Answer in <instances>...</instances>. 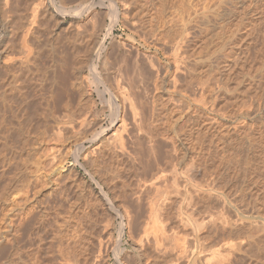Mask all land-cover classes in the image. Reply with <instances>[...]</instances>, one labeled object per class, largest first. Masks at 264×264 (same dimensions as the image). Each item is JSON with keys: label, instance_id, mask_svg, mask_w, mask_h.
Masks as SVG:
<instances>
[{"label": "rangeland", "instance_id": "obj_1", "mask_svg": "<svg viewBox=\"0 0 264 264\" xmlns=\"http://www.w3.org/2000/svg\"><path fill=\"white\" fill-rule=\"evenodd\" d=\"M253 1L233 0L226 6L219 0H0V264H208L205 258L213 254L217 264H264V0ZM185 24V62L175 73L178 89L167 81L154 87L174 44L171 35ZM103 58L113 69L123 66L125 58L130 64L142 62V77L135 74L133 81L139 78L146 88L135 84L141 90L134 92L138 88L133 86L132 99L114 104L108 93L99 92L87 65L93 59L100 67ZM134 62L124 65L130 70ZM224 63L233 66L231 72ZM223 71L227 90H218L212 76ZM116 78L110 79L111 86ZM124 81L121 86L128 89ZM203 88L210 99L207 109L200 111L191 102L188 107L187 98ZM82 113L112 132L113 121L123 117L122 146L92 140L95 131L77 125ZM81 150H86L84 159ZM159 168L165 176L156 187L170 196L162 215H168L162 219L170 238L158 246L144 228L148 199L158 192L146 185ZM175 188L190 197L184 196L183 206L171 203ZM207 192L217 199L221 195V206ZM196 198L205 206L216 203L210 210L225 212L229 226L218 222L223 231L207 235L201 214L193 211L200 205ZM222 226L231 230L226 231L230 236ZM218 231L228 240L239 237L231 240L232 251L222 246L229 241L216 239ZM212 238L221 245L222 259L209 251L219 247Z\"/></svg>", "mask_w": 264, "mask_h": 264}, {"label": "bare ground", "instance_id": "obj_2", "mask_svg": "<svg viewBox=\"0 0 264 264\" xmlns=\"http://www.w3.org/2000/svg\"><path fill=\"white\" fill-rule=\"evenodd\" d=\"M189 1V0H188ZM220 2H218V3H220L221 5H222V3H224L225 5L226 4H228V1L229 2H233V0H219ZM252 1V0H251ZM255 1V0H254ZM253 1V2H254ZM258 1V0H257ZM252 2V3H253ZM190 4V3H192V2H187V4ZM251 3V2H250ZM257 3H259V2H257ZM196 4V3H195ZM208 4V3H207ZM230 4V3H229ZM247 5V4H246ZM253 5V4H252ZM251 5V6H252ZM258 5V4H257ZM189 6H191V5H189ZM194 6V5H193ZM206 6V5H205ZM208 6V5H207ZM215 6V5H214ZM227 6V5H226ZM240 6V5H239ZM249 6V5H248ZM107 7V6H106ZM106 7H104L105 8V10H103V11H105V13H107V10H106ZM209 7V6H208ZM258 7V6H257ZM192 8V7H191ZM194 8H195V6H194ZM203 8V7H202ZM206 8V7H205ZM204 8V9H205ZM238 8V7H237ZM246 8H248V7H246ZM197 9V8H196ZM199 9V8H198ZM224 9H225V7H224ZM77 10V9H76ZM187 10V9H186ZM190 10V9H189ZM208 10V9H207ZM217 10V9H216ZM226 10V9H225ZM238 10V9H237ZM242 10H243V8H242ZM246 10V9H245ZM193 12H194V10H192ZM199 11V10H198ZM203 11V10H202ZM229 11V10H228ZM254 11V10H253ZM261 11V10H260ZM58 12V11H57ZM213 12H214V10H213ZM213 12H211V13H213ZM227 12V11H226ZM246 12H248V11H246ZM249 12H251L252 13V11H249ZM257 12V11H256ZM204 13V12H203ZM206 13V12H205ZM220 13V12H219ZM229 13H231V11L229 12ZM238 13H240V10H239V12ZM60 14V13H59ZM191 14V13H190ZM199 14V13H198ZM232 14V13H231ZM230 14V15H231ZM253 14V13H252ZM255 14V13H254ZM264 14V13H263ZM157 15V14H156ZM214 15H216V14H214ZM219 15V14H218ZM239 15V14H238ZM237 15V16H238ZM243 15V14H242ZM244 15H245V13H244ZM257 15V14H256ZM109 16V15H108ZM110 16H111V14H110ZM202 16V15H201ZM239 16H241V15H239ZM114 17V16H113ZM153 17V16H152ZM189 17V16H188ZM212 17V16H211ZM111 18H112V16H111ZM198 18V17H197ZM204 18V17H203ZM258 18V17H257ZM185 19V18H184ZM158 20H159V18H158ZM200 20H201V18H200ZM258 20H259V18H258ZM261 20V19H260ZM205 21V20H204ZM236 21V20H235ZM242 21H243V19H242ZM157 22V21H156ZM199 22V21H198ZM188 23V22H187ZM197 23V22H196ZM229 23V22H228ZM257 23V22H256ZM262 23V22H261ZM174 24V23H173ZM184 24V23H183ZM189 24V23H188ZM178 25V24H177ZM180 25V24H179ZM203 25V24H202ZM232 25H233V23H232ZM187 26V24H185L184 25V27H182L179 31H176L175 32V34L174 35H171V36H173L172 38H171V42H169L170 44H173V45H171V47L169 48V52H168V49L167 48H165V50H167V54H166V58H167V63H165V65H164V71H163V73L160 75V73H161V71L159 72V75H160V77H158L157 78V76H156V80L155 81H153V83L155 82V85H154V87L156 86H159V85H161V84H163L165 81H167V82H171V85H172V87L174 88V90H177V89H175L176 87H178V86H176L177 85V76H175L176 74L175 73H177V71H179L181 68H180V66H182L181 65V63L183 62V54H182V46L185 44L184 43V40H185V37L187 36L186 34H185V30L187 29H185V27ZM198 26V25H197ZM201 26V25H200ZM227 26V25H226ZM260 26V25H259ZM237 27V26H236ZM243 27V26H242ZM254 27V26H253ZM257 27V26H256ZM255 27V28H256ZM264 27V26H263ZM262 27V28H263ZM204 28V27H203ZM232 28V27H231ZM261 28V27H260ZM171 29V28H170ZM175 29V28H174ZM192 29V28H191ZM206 29V28H205ZM230 29V28H229ZM237 29V28H236ZM253 29V28H252ZM152 30H154V29H152ZM193 30V29H192ZM191 30V31H192ZM234 30V29H233ZM248 30V29H247ZM253 30H255V29H253ZM143 31V30H142ZM141 31V32H142ZM190 31V30H189ZM194 31V30H193ZM203 31V30H202ZM251 31V30H250ZM256 31H258V30H256ZM261 31V30H260ZM260 31L258 32V33H260ZM264 31V30H263ZM96 32V31H95ZM197 32V31H196ZM205 32V31H204ZM224 32V31H223ZM233 32V31H232ZM247 32V31H246ZM245 32V33H246ZM143 33V32H142ZM141 33V34H142ZM174 33V32H173ZM187 33V32H186ZM238 33V32H237ZM203 34V33H202ZM233 34V33H232ZM247 34V33H246ZM263 34V33H262ZM97 35V34H96ZM146 35V34H145ZM144 35V36H145ZM154 35V34H153ZM169 35V34H168ZM186 35V36H185ZM255 35V34H254ZM143 36V37H144ZM147 36V35H146ZM145 36V37H146ZM224 36V35H223ZM222 36V37H223ZM253 36V35H252ZM141 37V36H140ZM162 37V36H161ZM168 37V36H167ZM170 37V36H169ZM228 37V36H227ZM230 37V36H229ZM246 37V36H245ZM248 37H249V35H248ZM261 37V36H260ZM156 38V37H155ZM158 38V37H157ZM232 38V37H231ZM239 38V37H238ZM228 39V38H227ZM233 39V38H232ZM162 40H165V39H162ZM190 40V39H189ZM193 40V39H192ZM191 40V41H192ZM144 41V40H143ZM188 41V40H187ZM251 41V40H250ZM173 42V43H172ZM221 42V41H220ZM223 42V41H222ZM241 42V41H240ZM244 42V41H243ZM263 42H264V40H263ZM96 43V42H95ZM150 43V42H149ZM153 43V42H152ZM160 43V42H159ZM168 43V42H167ZM234 43V42H233ZM256 43V42H255ZM146 44V43H145ZM151 44V43H150ZM227 44V43H226ZM225 44V45H226ZM229 44V43H228ZM250 44V43H249ZM258 44V43H257ZM262 44V43H261ZM222 45V44H221ZM238 45H240V44H238ZM99 46V45H98ZM98 46L96 45V47H95V52L98 50L97 48H98ZM159 46V45H158ZM162 46V45H161ZM159 47V48H161V49H163L162 47ZM186 46V45H185ZM231 46V45H230ZM165 47V46H164ZM233 47V46H232ZM248 47V46H247ZM244 48V47H243ZM261 48V47H260ZM3 48H1V44H0V59H1V57H3L2 55H3V51L4 50H2ZM241 49V48H240ZM164 51V50H163ZM222 51V50H221ZM224 51V50H223ZM244 51V50H243ZM254 51V50H253ZM256 51V50H255ZM258 51V50H257ZM133 52V51H132ZM260 52V51H259ZM121 53V52H120ZM137 53H140V51L139 52H137ZM186 53V52H185ZM95 54H97V52L95 53ZM164 54V55H165ZM213 54V53H212ZM219 54V53H218ZM239 54V53H238ZM237 54V55H238ZM255 54V53H254ZM127 55V54H126ZM141 55V54H140ZM190 55V54H189ZM231 55V54H230ZM246 55H247V53H246ZM96 56V55H95ZM94 56V57H95ZM150 56V55H149ZM151 56H153V55H151ZM151 56L150 57H148V55L146 56L147 58H149L148 60H151L150 58H151ZM192 56V55H191ZM195 56V55H194ZM211 56H214V54L213 55H211ZM217 56V55H216ZM218 56H220V55H218ZM223 56V55H222ZM235 56V55H234ZM243 56H244V54H243ZM93 57V58H94ZM107 57V56H106ZM110 57V56H109ZM115 57V56H114ZM125 57H127V56H125ZM239 57V56H238ZM70 58H72V57H70ZM118 58V57H117ZM116 58V59H117ZM141 58V57H140ZM139 58V59H140ZM185 58V57H184ZM215 58V57H214ZM233 58V57H232ZM237 58V57H236ZM245 58V57H244ZM251 58V57H250ZM110 59V58H109ZM120 59V58H119ZM121 59H124V56H123V58H121ZM156 60V58H153V60ZM158 59V58H157ZM192 59V58H191ZM197 59H198V57H197ZM6 60V59H5ZM93 60V59H92ZM87 61V59H86V61H87V65H88V67L90 68V70L92 71V73L94 74L93 76V78H94V82H96V84H95V86H98L99 87V92H101V93H108L109 95H110V100L114 103V104H116V102L118 101V99H120V100H128V98L130 97L131 98V95L134 93V92H136V91H138L139 90V88L141 87V86H143L144 85V87L146 88V84L145 83H143L144 81H141V80H139V78L137 79V82L138 81H141L142 83H135L134 81H133V78H135V74L137 75V74H140L141 75V77H142V74H143V72H144V70L142 69V67L144 66V64H142V62H140L139 64H138V60H135L136 61V63L134 62V61H130L131 62V64H132V62H134L133 63V68L131 67V69L130 70H128V66L130 67V63L128 62V60H126V58H125V60L127 61H125L124 60V62L125 63H129V64H126V65H124L125 63H123V66H127V69H126V71L124 70L123 71V66L122 65H120L121 63L120 62H117V61H115V62H113V63H116V64H119L120 65V67L118 66V69H113L114 67H112V68H109L110 67V65H112V64H109V67H106L107 66V64H106V62H108L107 61V59L105 60V58H103L101 61H100V67H98V64L96 65V64H94L93 63V61ZM132 60V59H131ZM153 60H151V61H153ZM155 60H154V62H155ZM234 60V59H233ZM246 60V59H245ZM106 61V62H105ZM122 61V60H121ZM142 61H143V58H142ZM146 61V60H145ZM149 62L150 64H152V62ZM157 61V60H156ZM160 61V60H159ZM220 61V60H219ZM223 61V60H222ZM235 61V60H234ZM249 61V60H248ZM66 62V61H65ZM73 62V61H72ZM153 62V64H155ZM158 62V61H157ZM185 62V61H184ZM183 62V63H184ZM112 63V62H111ZM144 63H146V62H144ZM217 63V62H216ZM222 63V62H221ZM82 64H84V62L82 63ZM81 64V65H82ZM106 64V65H105ZM140 64L142 65V66H140ZM147 64H148V62H147ZM152 64V65H153ZM159 64H160V62H159ZM225 64V63H224ZM231 64V63H230ZM59 65V64H58ZM150 66L151 68H155V66L153 65V66ZM157 65V64H156ZM70 66V65H69ZM113 66V65H112ZM116 67H117V65H115ZM148 66V65H147ZM162 66V65H161ZM187 66V65H186ZM205 66V65H204ZM207 66V65H206ZM241 66V65H240ZM65 67V66H64ZM82 67V66H81ZM80 67V68H81ZM122 67V70H120L119 68H121ZM158 67H159V65H158ZM185 67V66H184ZM211 67V66H210ZM224 68H227L228 70H226V71H230L231 69H232V67H231V69L230 68H228V67H230L228 64H225L224 66H223ZM223 67L221 68V69H223ZM246 67V66H245ZM65 68H67V67H65ZM64 68V69H65ZM71 68V67H70ZM76 68V67H75ZM144 68V67H143ZM149 68V67H148ZM157 68V67H156ZM195 68V67H194ZM77 69V68H76ZM82 69V68H81ZM125 69V68H124ZM145 69V68H144ZM193 69V68H192ZM215 69V68H214ZM89 70V69H88ZM149 70V69H148ZM156 70H158V69H156ZM183 70V69H182ZM188 70V69H187ZM224 70V71H225ZM63 71V70H62ZM80 71V70H79ZM150 71V70H149ZM155 71V70H154ZM181 71V70H180ZM192 71V70H191ZM220 71V70H219ZM223 71V72H224ZM232 71V70H231ZM230 71V72H231ZM64 72V71H63ZM112 72H116L117 74H118V77H122V78H124V80L123 79H121V80H123L124 82H127V81H129L130 80V78H129V76L131 75V76H133L132 78H131V80L129 81V83L127 84L128 85V89H125V87L124 86H121V84H122V82L123 81H121L120 80V78L118 79V77L116 78V74H114V75H116L115 77L113 76V73ZM148 72V71H147ZM147 72H145V75L147 76ZM157 73H155V72H153V73H155V74H158V71H156ZM201 72V71H200ZM199 72V73H200ZM227 72V73H228ZM112 73V74H111ZM184 73V72H183ZM182 73V74H183ZM192 73V72H191ZM210 73V72H209ZM64 74H65V72H64ZM148 74H150V73H148ZM193 74V73H192ZM208 74V73H207ZM224 74H225V72L224 73H222V72H220V73H217V74H215V75H213L212 76V79H214V82H215V84H216V87H217V89L219 90V89H221V88H223V89H226L227 90V88H226V85H225V82L223 81V76H224ZM230 74V73H229ZM68 75V74H67ZM113 76V78H112V76ZM139 75V76H140ZM238 75V74H237ZM65 76H66V74H65ZM65 76H61V77H65ZM77 76V75H76ZM144 76V75H143ZM155 76V75H154ZM179 76V75H178ZM198 76V75H197ZM201 76V75H200ZM67 77H69V76H67ZM111 77V78H110ZM138 77V76H137ZM147 77H149V76H147ZM208 77V76H207ZM234 77H235V75H234ZM1 78V77H0ZM116 78V81H114L113 83H114V85H112L113 86V88H112V86H111V80L110 79H115ZM125 78H129V79H125ZM144 78H146V77H144ZM160 78V79H159ZM179 78V77H178ZM200 78V77H199ZM209 78V77H208ZM233 78V77H232ZM63 79V78H62ZM61 79V80H62ZM66 79V78H65ZM136 79V78H135ZM134 79V80H135ZM141 79V78H140ZM150 79V78H149ZM153 79V78H152ZM155 79V78H154ZM159 79V80H158ZM195 79V78H194ZM227 79V78H226ZM59 80V79H58ZM60 80V81H61ZM85 79H83V80H81L82 82L81 83H83V81H84ZM118 80H120L121 81V84L120 85H118V83H120V82H117ZM142 80H143V78H142ZM145 80V79H144ZM158 80V81H157ZM192 80V79H191ZM202 80V79H201ZM205 80V79H204ZM237 80V79H236ZM63 81V80H62ZM111 81V82H110ZM196 81V80H195ZM235 81V80H234ZM86 82V81H85ZM115 82H117V84L115 83ZM146 82V81H145ZM150 82V81H149ZM180 82V81H179ZM183 82V81H182ZM192 82H193V80H192ZM207 82V81H206ZM224 82V83H223ZM148 83V82H147ZM190 83V82H189ZM205 83V82H204ZM238 83H239V80H238ZM132 84V85H131ZM135 84H137L138 86L139 85H141L139 88L137 87V85H135ZM60 85V84H59ZM58 85V86H59ZM64 85V84H63ZM66 85V84H65ZM115 85H117L115 88H114V86ZM151 85V84H150ZM149 85V86H150ZM153 85H151V86H153ZM171 85H170V87H171ZM183 85V84H182ZM189 85V84H188ZM193 85V84H192ZM198 85H200V84H198ZM133 86H135V87H133ZM148 86V85H147ZM150 86V87H151ZM162 86V85H161ZM164 86V85H163ZM202 86V85H201ZM206 86V85H205ZM228 86V85H227ZM64 87V86H63ZM79 87V86H78ZM134 89H137V90H135L134 92H132V94L131 95H129L131 92V89L132 90H134ZM137 87V88H136ZM181 87V86H180ZM207 87V86H206ZM205 87V88H206ZM210 87V86H209ZM213 87V86H212ZM215 87V88H216ZM82 88V87H81ZM172 88V89H173ZM199 88V87H198ZM201 88V87H200ZM144 89V88H143ZM164 89V88H163ZM168 89H169V87H168ZM187 89V88H186ZM189 89V88H188ZM192 89V88H191ZM204 89V88H203ZM63 90V89H62ZM71 90V89H70ZM140 90H141V88H140ZM146 90V89H145ZM151 90V89H150ZM179 90H181V89H179ZM207 90V89H206ZM213 90V89H212ZM226 90H223V91H226ZM98 91V90H97ZM155 91H157V89L155 90ZM221 91V90H220ZM70 92V91H69ZM88 92V91H87ZM130 92V93H129ZM186 92V91H185ZM217 92H219V91H217ZM217 92L215 93V95L217 94ZM90 93V92H89ZM141 93V92H140ZM191 93H192V91H191ZM142 94H145V93H142ZM142 94H141V97H142ZM149 94V93H148ZM184 94V93H183ZM195 95H191L190 97V99L189 98H187V100H186V103H187V105H189L188 107H190V102H191V104L192 105H194L195 106V108L197 109V108H199V110L201 111V109H202V111H203V109L206 107V104H207V100H208V97H207V93H206V91H205V89L204 90H201L200 91V93L198 94L197 93V95H196V93H194ZM58 95V97H60L59 96V94H57ZM56 95V96H57ZM157 95V94H156ZM187 95H189V94H187ZM69 96V95H68ZM137 96V95H136ZM147 96V95H146ZM184 96V95H183ZM186 96V95H185ZM217 96V95H216ZM221 96V95H220ZM55 97V96H54ZM70 97V96H69ZM162 97V96H161ZM166 97V96H165ZM168 97V96H167ZM212 97V96H211ZM76 98V97H75ZM129 98V99H130ZM148 98V97H147ZM168 98H170V96L168 97ZM173 98V97H172ZM217 98V97H216ZM215 98V99H216ZM71 99V98H70ZM132 99V98H131ZM182 99V98H181ZM189 99V100H188ZM213 99V98H212ZM69 100V99H68ZM135 100V99H134ZM153 100V99H152ZM160 100V99H159ZM166 100V99H165ZM170 100H171V98H170ZM179 100H180V98H179ZM210 100V99H209ZM208 100V101H209ZM214 100V99H213ZM57 101V100H56ZM121 101V102H122ZM129 101V100H128ZM132 101V100H131ZM139 101H140V99H139ZM143 102H145V100H142ZM141 101V102H142ZM147 101V100H146ZM148 101H149V99H148ZM154 101V100H153ZM158 101V100H157ZM184 101V100H183ZM58 102V101H57ZM133 102V101H132ZM140 102V103H141ZM159 102V101H158ZM174 102V101H173ZM178 102V101H177ZM67 103V102H66ZM125 103V102H124ZM136 103H137V101H136ZM139 103V102H138ZM149 103V102H148ZM166 103H168V102H166ZM176 103V102H175ZM184 103V102H183ZM185 103V104H186ZM55 104V103H54ZM150 104V103H149ZM148 104V105H149ZM162 104V103H161ZM180 104V103H179ZM50 105V104H49ZM71 105V104H70ZM85 105V104H84ZM122 105V104H121ZM135 105V104H134ZM138 105H140V104H138ZM173 105V104H172ZM181 105V104H180ZM187 105H185V106H187ZM245 105V104H244ZM48 106V105H47ZM75 106V105H74ZM88 106V105H87ZM132 106H133V104H132ZM162 106V105H161ZM174 106V105H173ZM209 106V105H208ZM247 106V105H246ZM264 106V105H263ZM54 107V106H53ZM59 107V106H58ZM91 107V106H90ZM125 107V106H124ZM172 107V106H171ZM177 107V106H176ZM184 107V106H183ZM50 108V107H49ZM48 108V109H49ZM57 108V107H56ZM86 108V107H85ZM132 108V107H131ZM153 108V107H152ZM156 108V107H155ZM167 108V107H166ZM210 108V107H209ZM214 108H216V107H214ZM244 107H242V109H243ZM252 108V107H251ZM72 109V108H71ZM70 109V110H71ZM110 109V108H109ZM116 110H117V108H115ZM163 109V108H162ZM176 109V108H175ZM181 109V108H180ZM195 109V110H196ZM207 109V108H206ZM206 109H204V110H206ZM256 109V108H255ZM125 110V109H124ZM129 110H131V109H129ZM144 110H145V108H144ZM143 110V111H144ZM186 110V109H185ZM188 110H190V109H188ZM211 110V109H210ZM214 110V109H213ZM245 110V109H244ZM250 110V109H249ZM127 111V110H126ZM169 111V110H168ZM167 111V112H168ZM187 111V110H186ZM132 112V111H131ZM154 112V111H153ZM172 112V111H171ZM192 112V111H191ZM216 112V111H215ZM240 112V111H239ZM243 112V111H242ZM71 113V112H70ZM90 112L88 111V113L87 114H89ZM92 113V112H91ZM116 113H117V111H116ZM129 113V112H128ZM184 113V112H183ZM186 113V112H185ZM195 113H196V111H195ZM197 113H199V112H197ZM222 113V112H221ZM246 113V112H245ZM73 114V113H72ZM71 114V115H72ZM84 113H82V117H80L79 118V120L77 121L78 123H77V125L79 124V126L82 128V127H88L89 128V130L92 132V131H95V133H94V136H93V139L92 140H96V139H98V138H102V139H104V140H108V141H117V143L119 144V146L121 147L122 146V138H123V136L121 135V131L123 130V128H125L124 127V119H123V117L121 118H119L118 116H116V117H118V118H116L114 121H113V123H112V126H114L115 127V130L112 132L111 130L112 129H109V128H104L103 127V124L100 122V120L99 119H96L94 116H92L91 115V117H90V115L89 116H87V114L85 113L84 115H83ZM98 114V113H97ZM96 114V115H97ZM139 114H141V113H139ZM138 114V115H139ZM153 114V113H152ZM155 114V113H154ZM200 114V113H199ZM198 114V115H199ZM205 114V113H204ZM74 115V114H73ZM115 115V114H114ZM137 115V116H138ZM246 115V114H245ZM249 115V114H248ZM135 116H136V114H135ZM143 116V115H142ZM156 116V115H155ZM154 116V117H155ZM235 116V115H234ZM74 117V116H73ZM125 117V116H124ZM129 117V116H128ZM128 117L127 118H125V120L127 119L128 120ZM141 117V116H140ZM203 117V116H202ZM206 117V116H205ZM145 118V117H144ZM158 118V117H157ZM190 118V117H189ZM198 118H200V117H198ZM207 118V117H206ZM210 118V117H209ZM74 119V118H73ZM130 119V118H129ZM134 119H137V118H133V121H134ZM141 119V118H140ZM201 119V118H200ZM211 119V118H210ZM110 120V119H109ZM144 120V119H143ZM151 120V119H150ZM153 120H155V119H153ZM130 121V120H129ZM156 121H158V120H156ZM160 121V120H159ZM195 121V120H194ZM209 121V120H208ZM70 122V121H69ZM127 122V121H126ZM152 122V121H151ZM154 122V121H153ZM161 122V121H160ZM164 122V121H163ZM199 122V121H198ZM237 122V121H236ZM72 123V122H71ZM70 123V124H71ZM76 123V122H75ZM137 123V122H136ZM211 123V122H210ZM219 123V122H218ZM65 124V123H64ZM69 124V125H70ZM217 124V123H216ZM66 125V124H65ZM127 125H129V124H127ZM134 125V124H133ZM144 125V124H143ZM147 125V124H146ZM150 125V124H149ZM149 125H147V126H149ZM236 125V124H235ZM63 126V125H62ZM72 126V125H71ZM132 126V125H131ZM135 126V125H134ZM136 126H138V125H136ZM152 126V125H151ZM201 126V125H200ZM199 126V127H200ZM79 127V128H80ZM139 127V126H138ZM145 127V126H144ZM234 127H236V126H234ZM78 128V127H77ZM78 128V129H79ZM112 128V127H111ZM128 128V127H127ZM135 128V127H134ZM149 128V127H148ZM152 128V127H151ZM141 129V128H140ZM139 129V130H140ZM161 129V128H160ZM164 129V128H163ZM169 129H172L171 128V126H170V128ZM177 129V128H176ZM176 129H175V131H176ZM60 131H61V129H59ZM111 132H110V131ZM142 130V129H141ZM162 130V129H161ZM160 130V131H161ZM173 130V129H172ZM134 131V130H133ZM164 131V130H163ZM80 132V131H79ZM126 132V131H125ZM139 132V131H138ZM150 132H151V130H150ZM166 132V131H165ZM189 132V131H188ZM62 133V132H61ZM60 133V134H61ZM78 133V132H77ZM134 133H136V132H134ZM168 133V132H167ZM166 133V134H167ZM158 134H160V133H158ZM162 134V133H161ZM59 135V134H58ZM83 135H84V133H83ZM163 135V134H162ZM192 135V134H191ZM125 136V135H124ZM144 136V135H143ZM150 136H151V134H150ZM153 136H155L154 134H153ZM152 136V137H153ZM164 136V135H163ZM149 137V136H148ZM183 138H184V136H182ZM186 137H188V136H186ZM87 138V137H86ZM126 138H127V136H126ZM145 138V137H144ZM143 138V139H144ZM171 138V137H170ZM178 138V137H177ZM181 138V137H180ZM179 138V139H180ZM57 139V138H56ZM175 139V138H174ZM185 139V138H184ZM103 140V141H104ZM149 140H151V138L149 139ZM156 140V139H155ZM169 140V139H168ZM176 140V139H175ZM182 140V139H181ZM181 140H180V142H181ZM194 140V139H193ZM124 141V140H123ZM147 141V140H146ZM170 141V140H169ZM183 141H185V140H183ZM191 141V140H190ZM60 142V141H59ZM109 142V143H110ZM121 142V143H120ZM149 142V141H148ZM151 142V141H150ZM156 142V141H155ZM173 142V141H172ZM114 143V142H113ZM154 143V142H153ZM58 144V143H57ZM121 144V145H120ZM151 144V143H150ZM156 144V143H155ZM57 147V146H56ZM54 148V147H53ZM60 148V147H59ZM154 148V147H153ZM142 149V148H141ZM121 150V149H120ZM123 150V149H122ZM112 151V150H111ZM60 152V151H59ZM110 152V151H109ZM154 152V151H153ZM152 152V153H153ZM80 154L81 155H83L82 157H83V159L85 158V156L87 155L86 154V150H81V152H80ZM90 154V153H89ZM90 157V156H89ZM88 158V157H87ZM91 159V158H90ZM89 160V159H88ZM174 162V161H173ZM160 169V168H159ZM158 170V169H157ZM156 170V171H157ZM163 172V171H162ZM161 172V169L160 170H158V172L156 173V175L154 176H152V178L150 179V182H148V184L146 185V184H144V185H146V186H149L151 189L152 188H155L156 189V191H158V186L156 187V184H158L162 179H164V174ZM147 181V180H146ZM145 182V181H144ZM177 188V187H176ZM175 188V189H176ZM145 190V189H144ZM186 190H188V189H186ZM141 191V190H140ZM143 191V190H142ZM172 191V190H171ZM175 191V190H174ZM176 191H177V193H176V195H172L171 197L173 198L174 196H175V198L174 199H172L171 198V203H172V201H173V203H183V201H185L186 200V196L187 195H183L182 194V192L181 191H179L178 189H176ZM209 191V190H208ZM187 192V191H186ZM211 192V191H210ZM156 194L155 195H152L151 197H150V199H148L149 200V202H148V204H149V209H150V214L148 215L149 216V220H147V222H146V227L144 228V232L146 233H153V237H154V241L156 242L155 244L156 245H158L159 246V244H161V240H163V241H165V240H169V238H170V234L168 233V231H167V226H166V224H164V223H166L163 219H165V218H167L168 217V215L167 216H165L164 218H163V214L165 215V214H167V213H164L166 210H167V208H168V206H166V205H168V204H166V201L168 200V198H170V196L167 198L166 196H164V194H166V193H162V192H155ZM161 193V194H160ZM191 192H189V194H190ZM193 193V192H192ZM191 193V194H192ZM208 193V192H207ZM138 194V193H137ZM163 194V196L165 197V198H163L161 195ZM174 194V193H173ZM186 194V193H185ZM188 194V193H187ZM210 193H208L207 195H209ZM214 194V193H213ZM212 193L210 194V196L211 195H213ZM218 194V193H217ZM142 195V194H141ZM181 195H182V197H181ZM220 195V194H219ZM219 195L217 196V197H219ZM186 198H185V197ZM192 196V195H191ZM179 197V198H178ZM195 197V196H194ZM197 197V196H196ZM200 196H198L197 198L198 199H201V198H199ZM207 198V200L209 199L208 198V196H206ZM213 197L214 198H216L215 197V194H214V196H212V199H213ZM220 197H221V195H220ZM220 197H219V199H220ZM188 198H190V197H188ZM188 198H187V200H188ZM193 198V197H192ZM197 198L195 199V201L194 202H199V201H201V200H197ZM205 199V198H204ZM211 199V198H210ZM209 199V200H210ZM211 199V200H212ZM217 199V198H216ZM219 199H217V203H218V200ZM147 200V201H148ZM186 200V201H187ZM193 200H194V198L192 199V203H193ZM214 200V199H213ZM211 201V202H214V201ZM204 201V200H203ZM196 202V203H197ZM206 202V201H205ZM202 203V202H199L200 203V205H198L197 206V210H193L194 212L195 211H197L198 212V214L200 213L201 214V220L200 219H198V220H200L201 221V223H203V225H205V229H206V234L208 235V234H212L211 236H213L214 237V235L217 233V231H215V230H219V231H221L219 228H221V227H216V224L218 223V225H222V223L225 225V227H226V223H227V226H229L228 225V222L226 221V219H225V217H223V216H226L227 217V215H225L226 213L224 212V213H222V214H220L221 213V209H219V207L221 206V204L220 203H218L217 205H216V207H218V209L220 210V211H218V212H215V210L214 211H211L210 210V208L213 206V205H215V204H213V203H211L210 202V204H213L212 206L210 205V207H209V204H208V206H205V205H207L206 203ZM209 202V201H208ZM223 202V201H222ZM190 203H191V201H190ZM191 203V204H192ZM195 203V205H197ZM166 204V205H165ZM183 204H185V202L183 203ZM183 204H182V206H183ZM190 204V205H191ZM194 204V203H193ZM205 204V205H204ZM171 205V204H170ZM186 205H187V203H186ZM188 205H189V203H188ZM173 206V205H172ZM193 206V205H192ZM175 207V206H174ZM178 207H179V212H178V210H177V212H178V214H179V216L183 219L184 218V216H183V213L182 212H184V211H181V207H180V205L178 204ZM213 207H215V206H213ZM222 207H223V205H222ZM225 207V206H224ZM223 207V208H224ZM183 208V207H182ZM222 208V209H223ZM170 209V208H169ZM168 209V210H169ZM193 209H194V207H193ZM214 209V208H213ZM216 209V208H215ZM217 210V209H216ZM224 210V209H223ZM225 211V210H224ZM177 212L175 213V214H177ZM196 212V213H197ZM169 213V212H168ZM170 215V214H169ZM186 215V214H185ZM196 215V214H195ZM223 215V216H222ZM176 216V215H175ZM183 216V217H182ZM192 216V215H191ZM178 217V216H177ZM163 218V219H162ZM185 219H187V218H185ZM188 219H189V217H188ZM190 219H191V217H190ZM228 219V218H227ZM194 220L197 222V220L194 218ZM240 220V219H239ZM187 221H189V220H187ZM195 221H193V222H195ZM229 221V220H228ZM234 222V221H233ZM168 223V222H167ZM190 223V222H189ZM199 223V225H201L200 227H202L203 225L202 224H200V222H198ZM230 223V222H229ZM168 225V224H167ZM194 225V224H193ZM223 225V226H224ZM231 225V224H230ZM232 225H235L234 223L232 224ZM195 226H196V224H195ZM222 226V228H224ZM197 227H199L198 226V224H197ZM204 228H202V229H204ZM216 228H218V229H216ZM196 229V228H195ZM202 229L200 230V231H202ZM238 229V228H237ZM236 229V230H237ZM241 229V228H240ZM244 229V228H243ZM215 231V233H214V231ZM224 230H225V232L226 231H228L229 232V230L230 229H228V230H226L225 228H224ZM234 230V229H233ZM232 230V231H233ZM242 230V229H241ZM196 231V230H195ZM213 231V233H211ZM218 231V232H219ZM223 231V230H222ZM231 231V230H230ZM238 231V230H237ZM228 232H226L227 233V235H228ZM236 232V231H235ZM240 233L242 232V231H239ZM239 232H237V233H239ZM220 233V235H222L221 237L222 238H220L219 236H218V234H217V238L216 239H220V240H223L224 238L227 240V241H229V242H231V240L233 241V238L231 239V240H228L227 238H228V236H230V235H225V237L223 238V234H221V232H219ZM223 233V232H222ZM231 234V233H230ZM235 235V238H236V234H234ZM239 235V234H238ZM211 236L209 235L208 237H210L209 239H211ZM232 236H233V234H232ZM231 236V237H232ZM207 237V236H206ZM207 237V238H208ZM227 237V238H226ZM238 237V236H237ZM230 238V237H229ZM234 238V239H235ZM239 238V237H238ZM165 239V240H164ZM214 238H212V240H213ZM218 239V240H219ZM218 240H215V241H217L218 242V244H217V242H215L214 240H213V242H215V243H213L214 245H217V246H219V241ZM226 241V242H227ZM236 241V240H235ZM209 242H211V241H209ZM223 242H225L224 240H223ZM223 242H222V244H223ZM225 242V243H226ZM229 242H227L225 245L223 244L222 246H223V248L224 247H226V250L225 249H223V251L225 250V251H228V249H229V251H232L231 249H232V247H230V244H234V242H231V243H229ZM239 242V241H238ZM207 243V242H206ZM137 244V243H136ZM205 244V243H204ZM210 244V243H209ZM232 244V245H233ZM17 245V244H16ZM211 245V244H210ZM214 245H212V247L214 246ZM226 245H229V248H227V246ZM231 245V246H232ZM235 245V244H234ZM209 246V245H208ZM207 246V247H208ZM221 246V245H220ZM220 246L218 247V248H215V246H214V250L211 248V249H209V251L210 250H212L214 253H218L219 254V251H220ZM206 247V246H205ZM165 248V247H164ZM234 248V247H233ZM206 249H208V248H206ZM236 249V248H235ZM221 250H222V248H221ZM165 251V250H164ZM211 251V252H212ZM224 251V252H225ZM1 252V251H0ZM206 252V251H205ZM212 252V253H213ZM222 252V251H221ZM184 253V252H183ZM210 253V252H209ZM218 254H217V256H218ZM223 255H225L224 253H222ZM208 255V254H207ZM216 255V254H215ZM214 254L213 255H210V257H206L205 259H206V262L208 263H210V261L214 258V260H215V257H213L212 258V256H215ZM219 255H221V253L219 254ZM227 255V254H226ZM225 255V256H226ZM233 255V254H232ZM230 256V254H228L227 256H226V258L227 257H229ZM205 257V256H204ZM220 257V256H219ZM139 258V257H138ZM138 258H137V262L139 261L138 260ZM210 258H211V260H210ZM223 258L225 259V257L223 256ZM140 259V258H139ZM207 259H209V260H207ZM216 259H218V258H216ZM219 259H222V255H221V258H219ZM218 261L219 260H215V264H217L218 263ZM224 261V260H223ZM223 261L221 262V263H223ZM139 263V262H138ZM137 263V264H138ZM208 263V264H209ZM220 263V262H219ZM210 264H213V263H210Z\"/></svg>", "mask_w": 264, "mask_h": 264}]
</instances>
